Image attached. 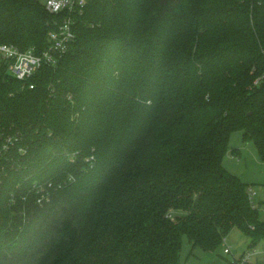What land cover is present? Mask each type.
Here are the masks:
<instances>
[{
  "label": "trees",
  "instance_id": "obj_1",
  "mask_svg": "<svg viewBox=\"0 0 264 264\" xmlns=\"http://www.w3.org/2000/svg\"><path fill=\"white\" fill-rule=\"evenodd\" d=\"M59 19L0 0V41L41 52ZM75 32L33 89L0 70V264H182L184 236L264 240L223 163L238 131L264 162V0H88Z\"/></svg>",
  "mask_w": 264,
  "mask_h": 264
},
{
  "label": "rangeland",
  "instance_id": "obj_2",
  "mask_svg": "<svg viewBox=\"0 0 264 264\" xmlns=\"http://www.w3.org/2000/svg\"><path fill=\"white\" fill-rule=\"evenodd\" d=\"M39 1L42 4L46 2V0ZM223 163L229 172L250 186L256 209L261 220L264 221V162L261 161L255 144L245 142L241 131L235 132L231 137ZM253 247L263 250L264 240L251 244L249 237L239 228L230 230L218 249L214 251H205L200 247L194 248L190 239L184 236L180 259L182 264H264L262 254L241 263L244 254ZM226 249H230V253H225Z\"/></svg>",
  "mask_w": 264,
  "mask_h": 264
},
{
  "label": "built area",
  "instance_id": "obj_3",
  "mask_svg": "<svg viewBox=\"0 0 264 264\" xmlns=\"http://www.w3.org/2000/svg\"><path fill=\"white\" fill-rule=\"evenodd\" d=\"M87 3L88 0H46L44 4L46 10L54 16L61 17L56 22L54 29L48 33V47L38 52L35 48L22 50L14 44L0 41V70L22 82L25 86L28 84L33 89L34 84L28 83L29 80L44 65L55 66L75 40L76 18L84 13ZM254 84H264V76L257 78ZM9 142H11L10 139L3 143V149L9 148ZM249 193L254 201L252 189H249ZM254 206L256 207L255 202ZM225 253H230V249H226ZM260 254L264 256V249L260 251L253 247L244 254L241 263L248 262L252 257Z\"/></svg>",
  "mask_w": 264,
  "mask_h": 264
}]
</instances>
